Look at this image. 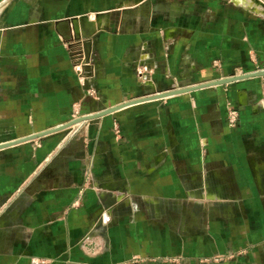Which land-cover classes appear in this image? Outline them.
Here are the masks:
<instances>
[{"label":"crops","instance_id":"crops-1","mask_svg":"<svg viewBox=\"0 0 264 264\" xmlns=\"http://www.w3.org/2000/svg\"><path fill=\"white\" fill-rule=\"evenodd\" d=\"M262 6L0 0V264H264Z\"/></svg>","mask_w":264,"mask_h":264},{"label":"water","instance_id":"water-1","mask_svg":"<svg viewBox=\"0 0 264 264\" xmlns=\"http://www.w3.org/2000/svg\"><path fill=\"white\" fill-rule=\"evenodd\" d=\"M259 76H264V70L259 71V72H253V73L244 74L242 76H234V77H231V78H228V79H225V80H220V81H217V82H211V83L203 84V85H200V86H195L194 88H186V89L174 90L172 92H167V93H164V94H158L156 96H151L149 98H145V99H142V100H137V101L131 102V103H136V102H140V101L148 100V99L163 98V97H167V96H170V95H173V94H176V93L187 92V91H190L192 89L200 88V87H204V86H208V85H221V84H225V83H229V82H233V81H238V80H242V79H246V78H252V77H259ZM125 105H128V104H123V105H120V106H117V107H113V108L104 110L102 112H98V113L90 115V116L80 117V118L75 119V120H73L71 122L63 124V125H61V126H59L57 128H54L52 130H48L46 132H42L40 134H35V135L29 136L27 138H22L20 140H16L14 142H9V143H6V144H0V149L6 148V147H9V146L18 144V143H22V142H25V141H29L31 139L38 138V137H41L43 135H47V134H49L51 132H57V131H61V130H66V129H69L70 127H72L75 124H79V123H82V122H85V121H92V120H94L96 118H99L100 116H103V115L111 113V112H113V111H115L117 109H120L121 107H123Z\"/></svg>","mask_w":264,"mask_h":264},{"label":"built area","instance_id":"built-area-1","mask_svg":"<svg viewBox=\"0 0 264 264\" xmlns=\"http://www.w3.org/2000/svg\"><path fill=\"white\" fill-rule=\"evenodd\" d=\"M83 65L86 66V65H88V63L85 62V63H83ZM90 115H92V114H86V115L76 114V116H75L76 118H74V119H78L80 117L90 116ZM227 122H228V125L230 128H235L238 125V123H239V111L237 108H235L233 106L229 107L228 112H227ZM81 124L82 123L75 124L72 127H70L69 129H71V130H70L69 134H71L72 136L77 134L81 128Z\"/></svg>","mask_w":264,"mask_h":264},{"label":"rangeland","instance_id":"rangeland-1","mask_svg":"<svg viewBox=\"0 0 264 264\" xmlns=\"http://www.w3.org/2000/svg\"><path fill=\"white\" fill-rule=\"evenodd\" d=\"M261 2L262 5H264V0H259ZM264 8V6H262ZM221 211L225 212L224 209H222ZM222 212V213H223ZM189 227H193L192 225H190Z\"/></svg>","mask_w":264,"mask_h":264},{"label":"bare ground","instance_id":"bare-ground-1","mask_svg":"<svg viewBox=\"0 0 264 264\" xmlns=\"http://www.w3.org/2000/svg\"><path fill=\"white\" fill-rule=\"evenodd\" d=\"M256 2V1H255Z\"/></svg>","mask_w":264,"mask_h":264}]
</instances>
